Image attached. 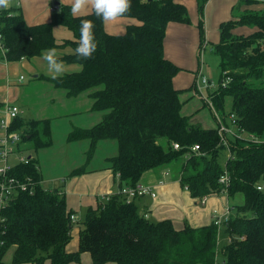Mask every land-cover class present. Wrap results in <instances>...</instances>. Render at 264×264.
Segmentation results:
<instances>
[{
	"label": "trees",
	"instance_id": "obj_1",
	"mask_svg": "<svg viewBox=\"0 0 264 264\" xmlns=\"http://www.w3.org/2000/svg\"><path fill=\"white\" fill-rule=\"evenodd\" d=\"M206 1L200 0L201 11ZM122 17L138 23L127 25L122 34H112L92 12L74 17L69 4H59L51 21L34 25L28 24L19 7L0 8V35L6 47L5 53L0 50V59H30L49 48L70 46L72 52L59 59L79 63L81 70L58 79L43 74L38 78L64 89L70 98L89 92L92 109L105 112L92 127H76L68 134V141L87 139L90 145L85 163L67 177L86 173L99 142L112 140L117 142V154L106 160L119 182V192L87 209L81 227L75 223L78 217L71 218L76 212L68 207L65 184L45 188L36 156L20 163L13 173L32 177L37 186L33 193H18L3 210L0 264L47 260L82 264L85 252L90 253L92 264H264V188H258L264 185V141L253 140H264V8L245 9L220 26V39L213 46L220 57V84L209 90L206 104L222 111L223 118L212 128L183 114L182 90L174 85L181 68L165 55L168 24L190 22L186 5L176 0H131V10ZM81 19L95 25L97 49L90 59L75 54ZM55 26L67 27L74 38L59 42ZM240 26L247 28L240 31ZM226 75L232 80L224 87ZM229 96L232 106L226 114ZM222 123L237 133H226V144L218 131ZM11 130L22 131L23 146L30 144L36 152L53 144L50 118L26 121L18 116ZM174 143L181 148H174ZM195 144L200 145L197 153L191 150ZM181 157L184 165L177 177L192 197L220 193L219 179L225 172L230 175L228 197L245 196V202L231 206L228 219L223 220L228 237L222 248L214 218L198 227L188 222L180 227L170 218L155 221L140 211L138 198L129 202L122 195L121 189L136 186L146 171ZM76 228L78 248L69 251Z\"/></svg>",
	"mask_w": 264,
	"mask_h": 264
},
{
	"label": "crops",
	"instance_id": "obj_2",
	"mask_svg": "<svg viewBox=\"0 0 264 264\" xmlns=\"http://www.w3.org/2000/svg\"><path fill=\"white\" fill-rule=\"evenodd\" d=\"M176 1L186 5L190 22L172 21L168 24L164 39V49L166 57L181 68L180 72L174 77V85L176 88L182 90L183 93L186 92L185 90L193 91V87L196 86L198 72L200 70L202 71L205 49L209 45L213 47L214 44L219 41L221 24L232 19L234 16H239L245 9H263L264 2L256 0L248 2H242V0H207L201 11L200 0ZM59 4H61V0H10L9 7L17 6L21 8L28 24L34 25L51 21L52 13L57 9ZM64 4L71 5L69 0H65ZM52 6L54 10L51 9ZM237 7L240 9H237ZM88 11L90 13L91 9L89 8ZM134 23H138L135 18L121 16L116 21L105 22V27L109 33L122 34L126 31L127 25ZM57 27L59 26H55L54 28V34ZM241 29L243 28L240 27V30ZM202 38L205 42L202 41ZM56 50L59 57L72 52L70 46ZM63 62L66 68L65 73L76 72L82 68L79 63L68 64L65 61ZM25 71L34 73L35 78H38L40 74L51 77V74L47 70V62L43 60L42 56H35L30 59L23 58L18 61L0 59V119L4 113L3 108L8 103L18 105L21 108L22 114L24 113L23 108L25 107V112L28 114V109L23 104L24 94L27 93V90H24L26 81H24L25 77L23 72ZM37 72H40V74H37ZM22 76L23 78H21ZM47 85V87H54L53 91L60 89L56 88L52 83ZM61 90H63L62 93L66 96V91L64 89ZM71 98L77 100L76 104L83 103L84 108L73 112H67L66 115H64V119H66L65 140L67 144L74 143V145L79 146L80 149H77L78 152L76 155L78 158H82L85 163L86 151L90 145L89 140L84 139L70 142L67 140V136L71 132L70 130H72L71 128L73 125L82 128L92 127L102 119L105 112L92 109L93 99L89 96V92ZM48 100L53 103L56 101L53 97H48ZM22 105H24V107H22ZM80 112L84 115L83 119L79 118L77 115ZM22 114H20V116L26 121L41 119L23 117ZM48 118L51 119L52 133L54 135L58 119L53 117ZM53 144L49 147L39 149L36 155H29L32 157L36 156L39 159V169L42 174L41 183L47 186L54 184L53 187L45 188L53 189L59 185L65 184L64 190L67 196L68 207L76 212L78 218H81L89 207L98 206L103 196L113 195L119 192L117 176L110 168V163L106 160L111 156H107L102 164L97 165V163L95 164L94 155L86 173L67 177L73 169L77 168V165H74L73 168H68L70 167L69 165L66 169L61 167V171L54 172L52 169L53 165L47 163L43 155V151L51 148ZM25 145L27 146V144H24V147ZM109 145H111V147H115L114 145L118 147L116 141L102 140L99 142L96 151H98L101 146ZM66 148L73 151L72 147L66 146ZM157 169L158 167L148 170L141 177L142 183L153 186L157 193L156 197L153 198L150 195H146L137 200L140 211L147 214L148 217L155 221L170 218L180 227L184 226L186 222L196 227L203 226L212 222L214 210L223 213L224 207L228 204L230 205L229 197L221 194L210 195L207 204L202 205L197 201V198L191 196L189 190H183L178 177L167 178L169 174H167L165 170L161 176L159 174L160 171L157 172ZM78 231L79 228L73 231L74 238L68 245L69 251H75L78 248ZM83 263L92 264L90 253H83L82 264ZM47 264H50L49 260H47ZM70 264L77 263L72 262Z\"/></svg>",
	"mask_w": 264,
	"mask_h": 264
},
{
	"label": "rangeland",
	"instance_id": "obj_3",
	"mask_svg": "<svg viewBox=\"0 0 264 264\" xmlns=\"http://www.w3.org/2000/svg\"><path fill=\"white\" fill-rule=\"evenodd\" d=\"M244 29L247 27L240 26ZM123 31V30H122ZM121 31V32H122ZM241 31V30H240ZM119 32V33H121ZM55 34L57 37V40L59 42H63L65 39H71L74 38L72 31H70L67 27L59 26L55 30ZM203 62H202V71L200 70L198 72L199 79L196 80V86H202L203 83L201 82V77L204 75L210 80V82L213 83V87H207L202 88V93H195V90L193 88V91L191 90H185L186 92H183L181 94V99L184 101L183 105V114L190 116L191 121L193 123H197L202 125L203 127H217L218 121L215 116L214 109L206 104L208 92L211 89H217L220 84V74H221V67H220V57L219 55L213 50L212 45H209L205 49V53L203 54ZM69 64V63H68ZM77 64V63H74ZM37 74H40V72H37ZM226 74V73H225ZM24 75V81H26V84L24 85V90H27L26 94H24V105L27 107V112H25V107L22 105L24 113L22 114L23 117H33V118H48L53 117L57 118L55 133L53 135V141L54 144L51 148H48L47 150L43 151L44 158L47 163H51L53 165L52 169L54 172L61 171V167L67 168H73L74 165L80 166L83 162L82 158H78L76 155L78 150L80 149L78 145H74V143L67 144L65 140V124L66 119H64V115H66L67 112H73L75 110L83 109L84 104L83 103H77V100L74 98H68L65 96L62 92L63 90L57 89L56 91H53L54 87H47V84H51L48 81H45L40 78H35V74L32 72L25 71L23 72ZM229 76V75H227ZM48 82V83H46ZM53 86V85H52ZM48 97H53L56 101L55 103L48 100ZM232 106V97H227L225 102V113L228 114L231 111ZM217 110V109H216ZM218 112V111H217ZM220 114L223 113L222 111L219 112ZM29 115V116H28ZM79 118L83 119L84 115L80 113L77 114ZM78 126H74L71 128L72 130ZM70 130V131H72ZM243 136L246 135L245 133L242 134ZM111 144V143H110ZM112 145V144H111ZM109 146H101L98 151L95 153V164L97 165L102 164L104 159L107 156H112L117 153V147H111ZM72 147L73 151H70L66 148ZM25 152L26 154H32L36 155V151L31 147L30 144L27 146L25 145ZM228 154V153H227ZM39 157V156H38ZM184 159L185 157H181L179 159L173 160L169 162L168 164H164L158 167L159 174L162 176L163 171L165 170L169 177H177L180 172L183 169L184 165ZM85 161V160H84ZM158 174V173H157ZM44 187H53L54 184H51L50 186H47L46 184L42 183ZM183 190L184 187H182ZM48 189V188H47ZM230 199V205L237 206L239 204H243L245 202V196L242 193L236 194L233 198ZM85 215L83 214L81 218H79V221L75 222L76 225L83 227L84 221H85ZM227 231L225 228H220L219 230V247L222 248L227 243ZM13 250L9 251V253L6 256L7 261H11L12 252ZM24 264H30V263H24ZM47 264V261L45 262ZM87 264V263H83ZM112 264H115L112 262Z\"/></svg>",
	"mask_w": 264,
	"mask_h": 264
},
{
	"label": "built area",
	"instance_id": "obj_4",
	"mask_svg": "<svg viewBox=\"0 0 264 264\" xmlns=\"http://www.w3.org/2000/svg\"><path fill=\"white\" fill-rule=\"evenodd\" d=\"M260 2H264V0H256ZM53 6H52V8ZM0 50L2 53L6 52V47L2 41V36L0 35ZM23 78V76L21 77ZM199 79V76H198ZM197 79V80H198ZM201 82L203 83V87H213V83L204 75L200 78ZM232 78L230 76H225L222 81V86L226 87ZM194 88L195 93H202V86H195ZM211 107L215 111V115L218 121H221L223 116L217 112L215 107L211 104ZM3 116L0 119V229L3 227V223L6 220L5 216H3V210L11 203V201L16 197V195L20 192H30L33 193L35 190V186H37L36 180L32 177L28 176L26 178H21L13 173L20 163H29L32 160V156L29 154L24 153L25 147L22 144V131H12L11 126L12 122L21 114V108L18 105L8 103L3 108ZM233 124H235L236 119L235 115H230ZM229 128L225 126L223 123L220 125L218 131L220 136L222 137L223 142L226 144L225 134L228 132L237 135L236 132H233ZM255 141H264L260 140L259 138L253 139ZM174 148L180 149L181 146L178 143H174ZM192 151L196 153L200 150V145L195 144L191 148ZM38 168V166H37ZM181 180V176L178 179ZM181 182V181H180ZM219 182L223 184L221 194L228 196V187L230 185V175L228 172H225L219 179ZM259 189H263L264 185L258 186ZM184 189L189 190L188 186H184ZM122 195L126 197L127 201H131L132 199L139 198L142 196L150 195L153 198L156 197L157 193L154 190L153 186L144 184L142 182L138 183L136 186H125L121 189ZM213 195V194H211ZM110 195L103 196L102 200H108ZM210 195H205L203 197L197 198V201L205 205L208 202V197ZM231 206L228 204L224 207L223 213H219L217 210H214V221L215 223L222 228L223 220L228 219V215L230 212ZM72 220H76L77 216L72 215Z\"/></svg>",
	"mask_w": 264,
	"mask_h": 264
},
{
	"label": "clouds",
	"instance_id": "obj_5",
	"mask_svg": "<svg viewBox=\"0 0 264 264\" xmlns=\"http://www.w3.org/2000/svg\"><path fill=\"white\" fill-rule=\"evenodd\" d=\"M71 4V14L75 16L89 15L88 9L98 18L105 22L116 21L131 10V0H69ZM147 0H141L146 3ZM65 0H61L64 5ZM10 0H0V8L7 9ZM93 21L81 19L80 21V37L77 41L75 54L81 59H90L97 49L95 40ZM44 61L47 62V70L51 74L52 79H58L66 71L64 62L59 59V55L55 48H49L41 53Z\"/></svg>",
	"mask_w": 264,
	"mask_h": 264
}]
</instances>
